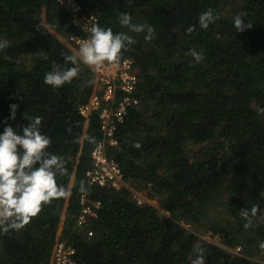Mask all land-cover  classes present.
Instances as JSON below:
<instances>
[{
    "label": "trees",
    "instance_id": "obj_1",
    "mask_svg": "<svg viewBox=\"0 0 264 264\" xmlns=\"http://www.w3.org/2000/svg\"><path fill=\"white\" fill-rule=\"evenodd\" d=\"M77 1L96 15V24L135 40L120 57L138 69L141 102L118 126V145L107 152L125 181L143 183L173 217L137 205L128 188L87 184L100 132L96 115L82 117L78 109L99 91L92 66L78 61L77 76L59 88L43 82L47 72L73 66L64 58L78 48L68 37L83 33L54 0H0V39L9 41L0 50V132L41 116V131L51 139L46 151L62 157L66 169L57 184L68 192L42 204L22 230L0 233V264H53L54 249L66 237L76 264H191L196 248L204 249V264H256L220 245L264 250V0H238L230 15L228 0ZM209 9L216 19L202 29L199 15ZM121 13L151 25L154 38L121 25ZM238 14L251 26L239 33ZM190 49L203 53L201 62ZM12 104L15 119L9 118ZM189 144L207 145L206 153L191 160ZM83 194L99 203L88 219L90 237L74 225ZM216 199L224 217L214 222L209 208ZM254 207L259 211L253 215ZM244 208L252 217L248 228ZM179 222L212 232L220 245Z\"/></svg>",
    "mask_w": 264,
    "mask_h": 264
},
{
    "label": "clouds",
    "instance_id": "obj_2",
    "mask_svg": "<svg viewBox=\"0 0 264 264\" xmlns=\"http://www.w3.org/2000/svg\"><path fill=\"white\" fill-rule=\"evenodd\" d=\"M215 19L213 11L209 9L199 15L198 24L200 28L207 29ZM119 22L131 32H146L145 40L154 38V28L151 25L132 23V17L128 13H121ZM234 26L238 33L251 27L239 14L234 17ZM194 30L195 25L186 29L189 33ZM133 43L134 38L125 32L113 33L111 28L92 24L90 35L81 43L77 54L66 55L64 58L66 64L71 62L73 66L47 72L43 82L59 88L77 76L78 61L96 67L105 62H117L121 50H126ZM8 46L9 41L0 39V50ZM189 54L196 63L203 59V53L195 49H190ZM16 108L15 104L10 105V119H15ZM41 121V116H35L20 130H14L8 125L0 132V233L22 230L40 212L42 204L68 195L65 187L58 185L56 180L58 174L66 172L64 161L62 157L46 151L51 139L41 131ZM80 190L85 191L83 183ZM256 211L254 207L253 215ZM240 215L246 218L244 227L248 228L252 217L247 209H241ZM260 247L264 248V241L260 242ZM194 252L196 255L191 264H204V249L196 248Z\"/></svg>",
    "mask_w": 264,
    "mask_h": 264
},
{
    "label": "built area",
    "instance_id": "obj_3",
    "mask_svg": "<svg viewBox=\"0 0 264 264\" xmlns=\"http://www.w3.org/2000/svg\"><path fill=\"white\" fill-rule=\"evenodd\" d=\"M54 1L68 12L71 24L83 33L68 37V41L79 49L81 43L90 35L91 25L97 23L96 15L83 12L77 0ZM92 69L99 91L78 109L82 117L96 115L100 132V139L90 151V167L85 173L87 184L111 186L114 190L127 189L123 172L117 161L108 155L107 148L118 145L115 136L118 126L123 123L130 110L140 105L139 72L133 61L127 57H120L117 62H105L99 67L92 66ZM130 192L137 205L145 203L133 190ZM79 203L81 208L74 224L75 230L90 237L92 231L87 230L88 219L95 217L94 208H98L99 203L89 201L84 194L81 195ZM75 253V247L69 243L68 238H63L54 249L53 264H76ZM258 264H264V260Z\"/></svg>",
    "mask_w": 264,
    "mask_h": 264
},
{
    "label": "rangeland",
    "instance_id": "obj_4",
    "mask_svg": "<svg viewBox=\"0 0 264 264\" xmlns=\"http://www.w3.org/2000/svg\"><path fill=\"white\" fill-rule=\"evenodd\" d=\"M240 5V1L238 0H228V5L225 8V12L228 13V15H230L231 12H236L238 10V6ZM237 8V10H236ZM52 34H55L56 32L54 31L53 28H49L48 29ZM47 30V31H48ZM82 62V61H81ZM83 63V62H82ZM83 65H86L83 63ZM87 66V65H86ZM207 150V145H201V146H194L192 144L187 145V147L185 148V152L187 153V155L189 156V158L191 160H198L201 159L204 154L206 153ZM126 183V187L132 191L135 195H137L139 197V199L145 201V203H148L149 205L155 207L156 209H158L162 214H164L167 217L172 218L173 216L169 213H165L163 211H161L158 202L155 198H151L150 191L149 189L146 188L145 185H143V183H135L133 184L132 181H124ZM218 199H216L215 204H212L209 208V215L210 217L216 219L214 220V222L219 221L220 218H223L224 216L221 215L222 214V208L217 207V202ZM259 211V209L257 210V212ZM181 224V226L185 229L188 230L189 232H192L194 234L197 235V237H199L201 240H203L206 243H212V244H219V241H217L214 238V235L212 234V232L210 231H199L197 228H195L193 225L191 226L190 224H186L184 222H179ZM208 224V222L206 223ZM221 247L225 248L228 252H230L233 255H240V256H244L249 258L250 260H252L253 262H255L256 264H258V262H261L264 260V250L260 249V248H253L250 249L248 248L247 250H243V248L241 246L235 247L233 249H228L226 248L224 245H220Z\"/></svg>",
    "mask_w": 264,
    "mask_h": 264
}]
</instances>
